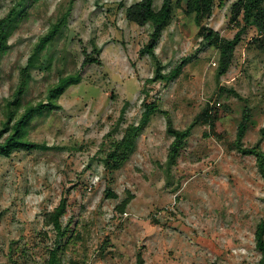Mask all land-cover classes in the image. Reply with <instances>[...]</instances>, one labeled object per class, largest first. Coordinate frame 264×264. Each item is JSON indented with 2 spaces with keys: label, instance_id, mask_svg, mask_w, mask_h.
I'll return each instance as SVG.
<instances>
[{
  "label": "rangeland",
  "instance_id": "obj_1",
  "mask_svg": "<svg viewBox=\"0 0 264 264\" xmlns=\"http://www.w3.org/2000/svg\"><path fill=\"white\" fill-rule=\"evenodd\" d=\"M20 1L0 0V18ZM139 1L75 0L66 23L44 47L41 39L70 0L16 6L10 46L0 52V129L10 111L19 115L46 101L52 86L80 71L88 55L100 63L82 70L81 81L58 97L55 108L26 124L25 135L37 149L0 156V264H44L56 239L45 219L63 198V227L70 225L69 236L81 235L76 250L70 247L63 257L66 264L86 257L85 264H137L139 253L144 264H259L254 233L264 217V179L256 158L234 144L248 107L252 121L243 145L264 150V51L250 43L258 30L248 28L228 72L218 76L219 50L204 43L193 17L176 7L156 52L165 73L183 60L184 65L171 83H151L155 59L141 50L153 28L126 17V9ZM163 1L154 0V8ZM238 1L216 0L206 22L224 38L233 39L239 30L231 22ZM31 57L25 92L18 105L9 106ZM149 102L159 111L125 165L109 169L111 143L139 123ZM211 102L217 107L216 130L200 118ZM165 111L178 129L196 122L170 168L174 138ZM129 192L134 198L120 213L116 207Z\"/></svg>",
  "mask_w": 264,
  "mask_h": 264
},
{
  "label": "trees",
  "instance_id": "obj_2",
  "mask_svg": "<svg viewBox=\"0 0 264 264\" xmlns=\"http://www.w3.org/2000/svg\"><path fill=\"white\" fill-rule=\"evenodd\" d=\"M183 1L185 0H164L161 8L156 10L154 8V0H141L126 9V17L130 23L142 27L149 24L153 28L148 44L141 50L142 55H152L156 63L155 74L152 78L148 79V82L153 83L163 81L171 83L179 76L183 68L184 60L180 64H177L168 73H165L163 71L164 65L156 52L158 42L161 39L163 32L174 17L176 7L181 8L187 16L193 17L194 22L198 27V36L202 41L208 46L219 50L220 61L218 76L224 75L228 72L236 48L243 41V35L247 32L249 27L255 26L258 30V36L252 39L250 42L251 45H255L257 48L264 51V0H239L234 5L231 22L236 23L239 30L233 39L222 37L219 32L215 31L206 23L213 14L216 0H186L185 6H183ZM24 2L25 0H21L17 5L23 6ZM74 2L75 0H70V8L60 16L58 22L49 28L45 38L41 39V43L39 44L41 47H44L48 41L54 38L60 31L61 27L66 23L72 12ZM16 6L13 7L9 14L0 18V52H6L10 46L11 25L13 24V16L17 13ZM100 51L101 49L95 48L94 53L98 54ZM94 63H100V59L96 56L88 55L83 62L80 71L61 77L58 82L52 86L49 90V96L46 101L41 100L34 105H29L23 113L19 115L16 113V109L10 111L5 127L0 129V156L9 158L15 151H32L37 149L39 146L35 142H31L25 135L24 129L26 124L35 115L45 110L55 108L58 97L63 94L69 86L78 84L83 76L82 70ZM32 64L33 58L31 57L28 60L27 65L21 70L18 87L13 94V98L9 101V106H16L20 102L28 83L30 75L29 69ZM215 108L217 107H212L211 103L207 104L200 117L203 118L204 121L209 122L211 130H216V122L218 121V113L213 111ZM158 111L159 105L157 103H146L145 110L142 113L139 123L128 125L124 130L122 138L119 140H113L110 145L111 150L107 156V166L109 169L118 170L125 165L136 147L138 137ZM164 114L167 117V132L174 138L170 145L167 159L168 167L170 168L177 164L180 153L188 139L191 137L196 122L185 129H178L175 127L170 113L165 111ZM251 121V109L246 107L243 111V117L238 127L237 138L234 144L239 151L256 158L259 171L264 179V150L260 145L253 147H245L243 145ZM260 132L264 137V126L260 129ZM109 195L116 197V195L111 192ZM133 198L134 196L129 192V196L118 204L116 209L120 213H125ZM67 210L68 200L63 198L60 204L46 216L45 225L52 227L56 233V239L53 248L48 249L49 257L44 264H66L63 261V257L66 255L70 247L76 250V245L81 239L80 233H76L75 231L72 235H68L69 224L67 225V228L63 227L61 219L66 216ZM254 236L256 249L261 254L259 264H264V217H262L257 223ZM108 242L109 240H106L102 244L100 248L101 252L107 249V246L109 245ZM86 262L87 257L83 260L73 258L69 260V264H85ZM137 264H144L141 253H139Z\"/></svg>",
  "mask_w": 264,
  "mask_h": 264
},
{
  "label": "built area",
  "instance_id": "obj_3",
  "mask_svg": "<svg viewBox=\"0 0 264 264\" xmlns=\"http://www.w3.org/2000/svg\"><path fill=\"white\" fill-rule=\"evenodd\" d=\"M211 106H212V107H215V104H214L213 102H211Z\"/></svg>",
  "mask_w": 264,
  "mask_h": 264
}]
</instances>
